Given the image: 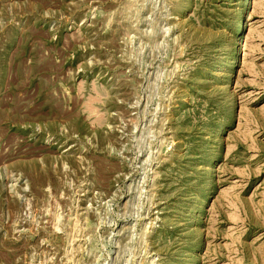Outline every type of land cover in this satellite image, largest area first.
<instances>
[{"label":"rangeland","instance_id":"374dc122","mask_svg":"<svg viewBox=\"0 0 264 264\" xmlns=\"http://www.w3.org/2000/svg\"><path fill=\"white\" fill-rule=\"evenodd\" d=\"M0 264H264V0H0Z\"/></svg>","mask_w":264,"mask_h":264}]
</instances>
